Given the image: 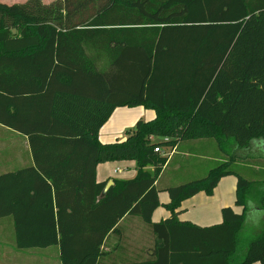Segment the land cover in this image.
Masks as SVG:
<instances>
[{"label":"trees","instance_id":"obj_1","mask_svg":"<svg viewBox=\"0 0 264 264\" xmlns=\"http://www.w3.org/2000/svg\"><path fill=\"white\" fill-rule=\"evenodd\" d=\"M132 106L155 117L100 142L113 110ZM0 124L27 137L35 165L0 174V219H12L18 249L57 245L63 264H103L131 216L150 230L147 256L110 264H264V179L232 169L237 152L264 146V0L0 1ZM201 138L216 141L221 160L157 188L164 148ZM121 160L136 162L135 176L101 196L107 181H95V167ZM61 163L89 178L60 182ZM227 175L241 212L223 207L221 223L204 227L179 222L183 200L211 195ZM161 190L170 216L155 223ZM250 211L259 232L241 253Z\"/></svg>","mask_w":264,"mask_h":264},{"label":"crops","instance_id":"obj_2","mask_svg":"<svg viewBox=\"0 0 264 264\" xmlns=\"http://www.w3.org/2000/svg\"><path fill=\"white\" fill-rule=\"evenodd\" d=\"M0 1L11 4L25 0ZM44 1L49 2L51 0ZM154 117L155 111L143 106L117 107L100 127L98 139L103 143L116 139L122 140L125 138L126 130L134 126L138 120H150ZM0 136L3 137L0 139V174L35 166L28 139L25 135L0 124ZM4 142H7V146ZM221 157V152L214 139L181 140L168 151V165L164 171L172 163V175L177 178L176 182L172 184H178L204 176L217 161L221 160ZM53 166L54 170L57 171L56 173H58V177H60V182L73 184L89 178V171L78 163H69L68 167L63 163L54 164ZM79 168H82L83 171L81 174L82 180L79 175ZM181 171L182 173H179ZM135 174L136 162L134 160L108 161L98 164L94 169V178L98 182L113 181L114 179L126 180L133 178ZM180 174L185 175L187 178L181 181L178 180ZM47 181L49 182V180ZM236 183L237 178L234 175H227L219 180L211 195L199 192L183 200L180 207L182 211L177 216L179 222L187 221L204 227L221 223V209L223 207L230 206L235 211L241 212L242 208L235 205ZM158 198L160 205L152 214V221L155 223L170 216V212L163 205L169 201L167 192L164 190L159 191ZM10 220V223H0V234H3V236L0 235V264H63L57 245L45 248L18 249L15 244L13 221L11 218ZM119 226L122 229L121 238L118 241L116 238L110 237L104 249L109 251L112 250V247L115 248L118 243L120 245L114 250V255L103 256L102 263L143 261L147 256L146 250L152 244V235L148 226L139 218L131 216L122 218ZM243 232L244 228L241 231L240 239ZM258 232L259 229L255 230L253 232L254 236ZM250 239L240 249L241 253L244 252Z\"/></svg>","mask_w":264,"mask_h":264},{"label":"rangeland","instance_id":"obj_3","mask_svg":"<svg viewBox=\"0 0 264 264\" xmlns=\"http://www.w3.org/2000/svg\"><path fill=\"white\" fill-rule=\"evenodd\" d=\"M43 2H45L44 0H42ZM3 137L0 136V139H2ZM213 141V140H211ZM4 144H6L7 146V142H4ZM164 150H166V153L168 152V149L164 148ZM258 153L263 154L264 156V146L260 147L259 142H255L253 144V147L251 149L248 150H240L239 152H237L238 157H239V161L236 162L233 166L232 169L237 172L238 174H240L242 177L250 179V180H261L264 179V167L261 166V163L258 165L256 163H247L244 162V160L246 159H264V158H260L258 156ZM174 164V163H173ZM253 168V170H252ZM256 168V169H254ZM172 170H173V166L172 163L170 164V166L168 168H166V170L159 176L157 182H156V187L157 188H162L164 186H166L165 184H172L174 182H176L177 178L172 175ZM179 173H182L179 172ZM175 174V173H174ZM187 177H185V175L180 174L178 176V180H185ZM9 221L10 218H5V219H1L0 223H10ZM259 218L258 215L255 214V212H249L247 215V220H246V224L244 227V232L242 234V237L240 239V249L244 247V244L246 243V241L250 238H252L254 236V231L257 230V228L259 227ZM1 236H3V234H0Z\"/></svg>","mask_w":264,"mask_h":264},{"label":"water","instance_id":"obj_4","mask_svg":"<svg viewBox=\"0 0 264 264\" xmlns=\"http://www.w3.org/2000/svg\"><path fill=\"white\" fill-rule=\"evenodd\" d=\"M12 32L14 33L15 30L13 29ZM113 184V181L112 180H108L106 182V184L104 185L102 191H101V196H104L105 193L107 192V190L109 189V187Z\"/></svg>","mask_w":264,"mask_h":264},{"label":"built area","instance_id":"obj_5","mask_svg":"<svg viewBox=\"0 0 264 264\" xmlns=\"http://www.w3.org/2000/svg\"><path fill=\"white\" fill-rule=\"evenodd\" d=\"M156 151H158V149H156Z\"/></svg>","mask_w":264,"mask_h":264}]
</instances>
